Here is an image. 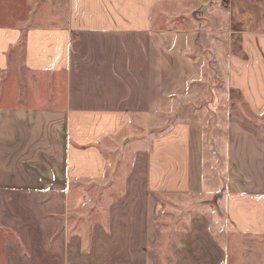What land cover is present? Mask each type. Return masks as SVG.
<instances>
[{
	"label": "crops",
	"instance_id": "obj_1",
	"mask_svg": "<svg viewBox=\"0 0 264 264\" xmlns=\"http://www.w3.org/2000/svg\"><path fill=\"white\" fill-rule=\"evenodd\" d=\"M214 3L211 24L185 0H42L0 24V264H264V124L229 109L236 91L264 122V0ZM207 50L228 94L204 103Z\"/></svg>",
	"mask_w": 264,
	"mask_h": 264
},
{
	"label": "rangeland",
	"instance_id": "obj_2",
	"mask_svg": "<svg viewBox=\"0 0 264 264\" xmlns=\"http://www.w3.org/2000/svg\"><path fill=\"white\" fill-rule=\"evenodd\" d=\"M40 1L42 0H0V24H6L10 21L17 20V19H24L26 18L27 14L30 12L31 5L33 3L35 6L40 4ZM185 2L192 7L193 13L195 14V17L199 20L198 22L204 23V21L208 24H211V21L209 18L204 17V10L202 9H215L216 4L214 3L215 0H185ZM221 10H224L228 7V0H222L221 3ZM201 10V11H200ZM215 11V10H214ZM211 14V12H209ZM198 24V23H197ZM206 25V24H205ZM220 41V42H219ZM207 42L213 43V40L210 38L207 39ZM218 44L223 47L227 52L232 50L233 53H237L240 51V38L233 36L232 38L227 37V35H223L220 39H218ZM197 51L205 52L203 49V45L197 44L196 45ZM208 56H207V78L209 81L205 83V86L198 89V94H202V99L204 100V103L208 102L207 99L209 98L210 94L215 93L216 89H222L224 94H228V90L225 86V69L222 67L217 59L216 56L207 50ZM241 53V52H240ZM5 75H0V93L2 91L7 92L9 91L7 88V82ZM5 84V85H4ZM4 89V90H3ZM232 105L229 107L231 109V115L233 117L239 118L240 124H246L250 126H258L264 124L263 121H260L259 119L255 118L246 107L241 95L236 92L232 91ZM199 102V101H198ZM225 117L228 116V102L225 101ZM9 103L8 101L4 100L0 102V105H6ZM226 119V118H225ZM210 122H213V125H215L214 120L211 119ZM212 126V125H211ZM212 129V127H211ZM211 135H214L210 133L209 131V138H211ZM166 222V221H165ZM16 238L13 234L8 233L0 228V263L3 261V244L5 241H15ZM164 248V251L167 250V244L162 246Z\"/></svg>",
	"mask_w": 264,
	"mask_h": 264
}]
</instances>
